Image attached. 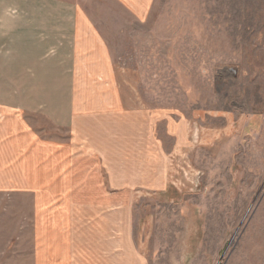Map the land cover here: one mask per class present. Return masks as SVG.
Wrapping results in <instances>:
<instances>
[{
  "label": "rangeland",
  "instance_id": "374dc122",
  "mask_svg": "<svg viewBox=\"0 0 264 264\" xmlns=\"http://www.w3.org/2000/svg\"><path fill=\"white\" fill-rule=\"evenodd\" d=\"M72 1L111 58L113 76L82 79L88 97L111 81L126 109H162L186 135L169 149L166 192L134 196L145 264H264V0H154L141 21L111 0ZM33 120L46 137L67 135ZM12 204L0 206V264H30L14 242L19 227L28 239L32 205Z\"/></svg>",
  "mask_w": 264,
  "mask_h": 264
},
{
  "label": "crops",
  "instance_id": "0c3cea01",
  "mask_svg": "<svg viewBox=\"0 0 264 264\" xmlns=\"http://www.w3.org/2000/svg\"><path fill=\"white\" fill-rule=\"evenodd\" d=\"M153 1L111 0L138 21ZM99 27L80 1L0 0V206L32 205L14 242L30 264H145L134 196L166 192L169 149L186 144L180 120L126 109L111 81L88 97L83 78L113 76ZM35 117L67 135L44 136Z\"/></svg>",
  "mask_w": 264,
  "mask_h": 264
}]
</instances>
